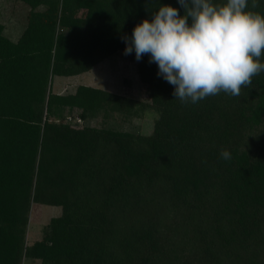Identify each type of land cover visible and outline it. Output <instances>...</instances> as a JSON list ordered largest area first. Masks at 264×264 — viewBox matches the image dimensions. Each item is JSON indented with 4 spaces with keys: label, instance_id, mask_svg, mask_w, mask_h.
<instances>
[{
    "label": "trees",
    "instance_id": "16d2710c",
    "mask_svg": "<svg viewBox=\"0 0 264 264\" xmlns=\"http://www.w3.org/2000/svg\"><path fill=\"white\" fill-rule=\"evenodd\" d=\"M11 1L29 12L16 41L0 20V264H264V72L239 96L185 103L133 51L145 101L84 85L56 93L54 78L124 54L123 38L162 5L184 9ZM258 3L246 10L264 15ZM74 110L80 124L101 115L100 127L79 126ZM145 111L149 135L119 127ZM34 204L61 212L28 244Z\"/></svg>",
    "mask_w": 264,
    "mask_h": 264
},
{
    "label": "clouds",
    "instance_id": "9594fccd",
    "mask_svg": "<svg viewBox=\"0 0 264 264\" xmlns=\"http://www.w3.org/2000/svg\"><path fill=\"white\" fill-rule=\"evenodd\" d=\"M184 9L162 5L153 19L124 37V54L158 66L159 77L174 86L181 102L197 103L224 92L239 96L253 77L264 72V15L250 10L249 0H178ZM259 7L251 0V8ZM221 158L231 154L222 150Z\"/></svg>",
    "mask_w": 264,
    "mask_h": 264
},
{
    "label": "rangeland",
    "instance_id": "374dc122",
    "mask_svg": "<svg viewBox=\"0 0 264 264\" xmlns=\"http://www.w3.org/2000/svg\"><path fill=\"white\" fill-rule=\"evenodd\" d=\"M0 10V20L6 26L5 35L16 41L27 22L29 7L21 2L1 0ZM78 85L91 86L129 99L141 101L147 99L146 90L139 81L136 63L121 52L112 55L88 73L72 78H54L53 91L63 93ZM78 112V110H74L71 117L77 118ZM155 117L151 111L140 112L138 116L132 117L130 122H122L119 127L125 131H136L143 135H149L152 132ZM101 121V115H98L88 122L82 121L79 126L100 127ZM108 121L113 123L112 120ZM60 212L58 207L32 205L26 242L30 244L40 239L42 228L51 218L59 216ZM24 264H39V262L25 261Z\"/></svg>",
    "mask_w": 264,
    "mask_h": 264
},
{
    "label": "built area",
    "instance_id": "2783aa9c",
    "mask_svg": "<svg viewBox=\"0 0 264 264\" xmlns=\"http://www.w3.org/2000/svg\"><path fill=\"white\" fill-rule=\"evenodd\" d=\"M67 121L70 122V121H73V120H72L71 118H68ZM75 121H76L78 124H80V122H81L79 118H76Z\"/></svg>",
    "mask_w": 264,
    "mask_h": 264
}]
</instances>
